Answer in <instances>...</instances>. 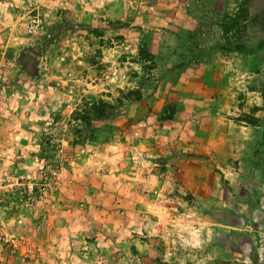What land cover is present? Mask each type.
<instances>
[{
  "label": "rangeland",
  "instance_id": "obj_1",
  "mask_svg": "<svg viewBox=\"0 0 264 264\" xmlns=\"http://www.w3.org/2000/svg\"><path fill=\"white\" fill-rule=\"evenodd\" d=\"M39 3L0 35V264H264V0Z\"/></svg>",
  "mask_w": 264,
  "mask_h": 264
},
{
  "label": "built area",
  "instance_id": "obj_2",
  "mask_svg": "<svg viewBox=\"0 0 264 264\" xmlns=\"http://www.w3.org/2000/svg\"><path fill=\"white\" fill-rule=\"evenodd\" d=\"M47 21V15L45 9L41 8L39 0H0V35L9 39L14 37H21L23 34H35L41 31ZM9 91L14 100H20L21 92L14 86L9 87ZM4 91H0V97L3 96ZM15 109V106H12ZM5 111L3 103H0V113ZM19 113L18 109L15 110ZM2 120H0V127ZM1 135V132H0ZM11 153L7 154V159L11 158ZM4 157L3 153V141L0 138V158ZM13 158V157H12ZM15 158V157H14ZM5 160L3 162V165ZM16 187L20 188L22 183L20 178H16ZM36 188V182L30 180L27 186L22 190L34 191ZM3 200V197H1Z\"/></svg>",
  "mask_w": 264,
  "mask_h": 264
},
{
  "label": "trees",
  "instance_id": "obj_3",
  "mask_svg": "<svg viewBox=\"0 0 264 264\" xmlns=\"http://www.w3.org/2000/svg\"><path fill=\"white\" fill-rule=\"evenodd\" d=\"M253 120H255V119H251V120H249L250 122H254Z\"/></svg>",
  "mask_w": 264,
  "mask_h": 264
},
{
  "label": "crops",
  "instance_id": "obj_4",
  "mask_svg": "<svg viewBox=\"0 0 264 264\" xmlns=\"http://www.w3.org/2000/svg\"><path fill=\"white\" fill-rule=\"evenodd\" d=\"M1 133H2V131H1Z\"/></svg>",
  "mask_w": 264,
  "mask_h": 264
}]
</instances>
